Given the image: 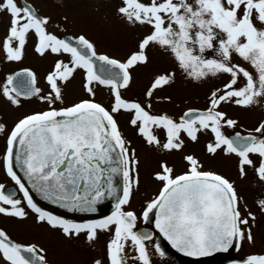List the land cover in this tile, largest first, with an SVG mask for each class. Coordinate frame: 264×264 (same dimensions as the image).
I'll use <instances>...</instances> for the list:
<instances>
[{
  "label": "snow or ice",
  "instance_id": "6c2138e0",
  "mask_svg": "<svg viewBox=\"0 0 264 264\" xmlns=\"http://www.w3.org/2000/svg\"><path fill=\"white\" fill-rule=\"evenodd\" d=\"M114 11L127 25L145 28L123 60L97 52L84 33L60 34L58 26L49 30L54 18L42 12L36 0H0V19L7 21L0 39L3 60L21 61L30 38L36 54L55 57L45 76L47 91L37 86L31 68L9 73L0 85V95L11 105L20 106L23 97L48 106L24 115L10 128L0 122L5 139L0 169L22 193L17 198L16 191L0 183V216L18 222L31 218L58 231L64 241L91 247L101 233H108L104 254L91 264H153L146 244L152 233L137 230L138 219L148 221L153 215L159 233L190 257L239 248L245 240L254 242L256 213L238 192L236 180L205 169L199 157L185 149L189 143L198 144L201 136L209 137L202 149L207 156H235L239 179L251 171L264 184V114L242 134L236 130L243 127L238 117L222 107L264 109V0H119ZM63 21H68L67 15ZM152 47L167 52L186 79L203 83L224 77L220 86L209 89L205 108L189 107L175 118L150 111L153 98L171 101V96L156 93L175 83V70L153 76L144 90L146 103L122 97L121 89L133 79L132 70L149 64ZM78 71L91 98L64 106V90ZM98 86L108 88L114 97L109 107L95 100ZM122 112L147 146L165 154L179 152L185 165L174 174V165L166 159L157 162L151 175L159 187L145 201L140 216L126 207L140 187V161L120 130L116 115ZM16 169L43 199L69 212L95 213L106 197L114 199L113 210L82 222L56 215L34 201ZM256 203L264 215V198ZM155 252L165 255L159 243ZM0 264L50 262L45 248L17 242L0 227ZM243 264H264V254H250Z\"/></svg>",
  "mask_w": 264,
  "mask_h": 264
},
{
  "label": "rangeland",
  "instance_id": "374dc122",
  "mask_svg": "<svg viewBox=\"0 0 264 264\" xmlns=\"http://www.w3.org/2000/svg\"><path fill=\"white\" fill-rule=\"evenodd\" d=\"M46 3L50 0H44ZM63 3V7L58 8L54 5H49V9L52 12L60 13L64 12L67 15L70 14V21H78L80 16L82 19L95 20L99 16L97 5L99 8L105 6L109 8L113 13V20L111 21V27L107 30V46L102 43L103 52L109 56L119 58L123 60L130 51L135 47L136 40L145 31V28L137 26L131 27L124 21L120 20L114 11L115 6L119 3V0H57ZM46 11V10H44ZM97 13V14H96ZM100 15V14H99ZM94 22V21H93ZM6 19H0V39L5 36L6 33ZM83 25V24H82ZM94 37V36H92ZM104 38V37H103ZM150 62L147 66L137 67L132 70L133 79L130 86L127 89L121 90L122 97L137 100L140 102H147V98L144 95V90L153 76L165 69L168 71H176L175 83L165 87L158 91L156 96L164 97L171 96V101L163 99H152V107L150 111L154 114L167 113L169 115H179L183 113L187 108H200L203 109L207 106V94L209 89L218 87L221 84V80L224 77L217 79L212 78L209 81L203 83L191 81L186 79L184 74L177 69L173 58L165 51L152 47L149 49ZM4 53L0 51V85L3 84L4 79L9 73L19 71L22 68H31L37 74V86L42 90L47 91L48 85L45 80L47 72L51 69L53 60L55 57L45 55L43 57L36 54L33 50L32 40L29 39L25 48V54L21 61L7 62L3 60ZM244 64L245 67L248 65ZM81 98H91L89 94L82 87V75L78 71L75 74V78L71 80L67 88L64 90V106L71 105L78 102ZM95 100L101 103L105 107H109L110 103L114 100L108 88H102L98 86L96 88ZM59 106V102L57 105ZM48 106L37 98H33L27 101L22 100L20 106L11 105L6 98L0 95V122H4L10 128L14 126V123L22 118L24 115L30 114L35 111L46 110ZM223 110L227 111L229 115L238 117L239 124L243 127H237V131H241L242 134H246V130L254 127L257 121L264 114V109L260 107H253L249 110L238 108L234 105L224 104ZM116 119L119 123L120 130L127 140L131 141V147L136 148L137 156L139 158V173H140V187L138 191H134L132 200L134 203L126 207H130L138 211L141 207H136V204H141L144 198V194L150 188H158L154 181H152V172L157 168V162L164 158L169 164L174 165V174H179L185 168L184 163L181 160V153L173 152L165 154L157 149L147 146L144 140L136 133L135 129L128 124V114L120 113L116 115ZM226 134H232L233 130L225 128ZM161 139L164 138L163 132L158 131ZM209 137L201 136L198 144L189 143L185 151L194 152L202 161L205 169H211L228 176L231 179H235L244 185L243 194L244 200L247 201L248 207L256 213V224L253 226V235L255 237L254 242L249 243L245 240V254L244 259L250 254H264V215H261L260 210H256L251 207L250 196L252 194V188H250V181L240 180L237 177L235 169V156L225 157L217 156L216 159H212L203 152V145ZM5 147V139L3 134H0V152ZM253 174V173H249ZM249 176V175H248ZM246 179V178H245ZM154 182V186H152ZM0 183L5 185V188L12 185L14 181L6 175L3 169H0ZM22 197V193H19L18 198ZM243 211V207H242ZM0 227L4 228L12 239L21 243H44L46 239L51 237V230L45 226H39L33 222L30 218L23 222L15 221L11 218L0 216ZM243 249V248H242ZM93 250V249H92ZM95 251V250H93Z\"/></svg>",
  "mask_w": 264,
  "mask_h": 264
},
{
  "label": "flooded vegetation",
  "instance_id": "af4514ba",
  "mask_svg": "<svg viewBox=\"0 0 264 264\" xmlns=\"http://www.w3.org/2000/svg\"><path fill=\"white\" fill-rule=\"evenodd\" d=\"M58 3L61 2H58L57 0H50L49 2L46 3L44 0H36V4L39 6L41 11L46 14H50L54 18L55 22L49 25V30H56L58 26L60 29V34L66 33L67 35L71 36L73 34L84 33L87 35L89 39H91L95 43L97 52L105 53L102 51L104 50L102 43L104 44V46H107V37H108L107 30L112 26L111 21L113 20V13L110 12L111 10L109 8H106L105 6L100 7L98 9L99 11L98 13L100 15L96 13L99 17L93 20L94 22L90 19H82V16L79 17L80 19L78 21L76 20L70 21V14L67 15L64 12L55 13L52 12L51 9H49V5L57 6ZM64 15H67L68 17L67 22L63 21ZM30 39L32 40V38ZM179 115H171V116L175 118L178 117ZM249 173L252 172L249 171ZM151 180L154 181L153 179ZM240 180L250 181L251 183L250 188H252V194L250 196V199H251V203H253V205L251 204V207L255 209L257 208L256 210L258 211L259 208L257 206L256 201L260 198H264V184H262L258 180V178L255 177L253 174H249V176L246 179H240ZM154 182L158 183L156 181ZM154 182L152 184L153 187H155ZM155 185L159 187V184H155ZM12 186H16L15 183H13ZM236 186L238 192L240 194H243L244 185L242 186L238 181H236ZM16 187L18 188V186ZM157 190L158 188L148 189L144 194L142 203L138 205L136 204V207H141L137 211L138 216H140V211L144 206L145 201L149 198H152L157 193ZM134 202L135 200H131V203ZM76 221L82 222L81 220H76ZM153 221H154V215L148 221L143 220L142 217L137 221V230L146 229L148 232L152 233V239L150 241H146V244L149 248V252L151 254L153 264H233L234 261L237 262V264H243V260H245L244 259V254L246 251L245 241L242 243V245L239 248L232 247L228 250L227 253H218L208 258L190 259L183 257L177 254L176 252H174L170 248V246L165 242V240L161 237V235L154 229ZM49 233H51V237L49 239H46L43 244L38 243V245L47 250V258L50 264H91L93 258H98L104 254L105 243L110 238L108 233L106 232L101 233L95 247H91L82 243H73V242L64 241L63 238L59 235L58 231L56 232L52 231ZM157 243L161 245L162 250L165 252V255L163 257H161L158 253L155 252V245ZM92 249L95 251H93Z\"/></svg>",
  "mask_w": 264,
  "mask_h": 264
},
{
  "label": "water",
  "instance_id": "95a60500",
  "mask_svg": "<svg viewBox=\"0 0 264 264\" xmlns=\"http://www.w3.org/2000/svg\"><path fill=\"white\" fill-rule=\"evenodd\" d=\"M21 98H23V97H21ZM23 99H25V98H23ZM16 171H17L18 175L21 176L22 181L25 183L26 187L29 188L30 194L33 196L34 201L36 203H38L39 205L49 209L50 211H52L56 215L64 216V217L70 218V219L88 220V219L102 218L105 215H110L112 210H113V205L115 203L114 199L110 198V197H106L104 200L98 202L97 211L95 213L69 212L68 210L60 207L59 205L53 204L50 201L43 199L39 193H37L34 189L31 188V185L28 184L27 178L23 176V173L20 172L19 169H16ZM7 190H9V191L14 190V191H16V194H18L16 188H14V187H9V188H7ZM153 226H154V229L159 233V230L155 228L154 222H153ZM138 231L145 232L147 230L143 229V230H138ZM159 234L163 237V235L161 233H159ZM163 239L169 244V246L176 253H178L184 257H187V258L201 259V258H206V257L212 256V255L217 254V253L225 252V251H218L215 253H211L207 256H203V257H190V256H187L186 254L181 253L178 250L174 249L171 246V244L164 237H163ZM226 252H228V251H226Z\"/></svg>",
  "mask_w": 264,
  "mask_h": 264
}]
</instances>
